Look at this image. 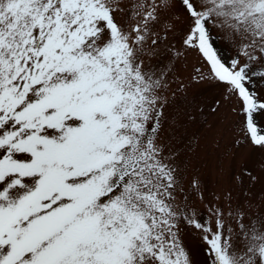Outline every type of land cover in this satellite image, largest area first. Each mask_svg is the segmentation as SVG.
Returning a JSON list of instances; mask_svg holds the SVG:
<instances>
[{
  "label": "snow or ice",
  "instance_id": "6c2138e0",
  "mask_svg": "<svg viewBox=\"0 0 264 264\" xmlns=\"http://www.w3.org/2000/svg\"><path fill=\"white\" fill-rule=\"evenodd\" d=\"M202 84L264 153V0H0V264H200L187 226L203 264H264V162L211 224L182 195Z\"/></svg>",
  "mask_w": 264,
  "mask_h": 264
},
{
  "label": "rangeland",
  "instance_id": "374dc122",
  "mask_svg": "<svg viewBox=\"0 0 264 264\" xmlns=\"http://www.w3.org/2000/svg\"><path fill=\"white\" fill-rule=\"evenodd\" d=\"M216 44L217 47L226 50V45L222 41L217 40ZM197 67H203L207 71V65L202 62L201 57L190 51L180 72L185 83ZM221 93L222 89L207 84L199 87L189 86L187 89L188 96L194 100L193 108L201 105L205 111L194 125L189 126L191 132L199 137V148L188 156L191 166L185 179L186 191L182 195L187 197L190 208L195 211L194 218L205 224L212 223L210 207L223 203L222 199L217 198L222 197L228 189H232L234 193L237 191L233 177L239 175L242 168L250 169L259 175L260 165L264 162V153L240 138L237 125L241 118L230 111L231 105L225 104L215 115L208 110L213 101L221 97ZM175 107L182 108L184 105L177 103ZM236 140H240L242 146L234 147L233 142ZM194 177L200 181L199 192L189 186ZM199 237L200 233L197 230L190 226L186 227L185 243L192 249L194 258L203 264L207 253L206 250L201 252L204 245Z\"/></svg>",
  "mask_w": 264,
  "mask_h": 264
}]
</instances>
